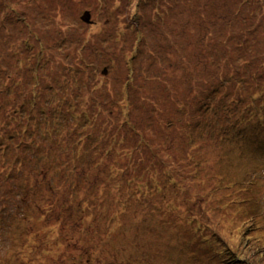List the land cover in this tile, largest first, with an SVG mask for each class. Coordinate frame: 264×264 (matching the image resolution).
Returning <instances> with one entry per match:
<instances>
[{"label": "rangeland", "instance_id": "rangeland-1", "mask_svg": "<svg viewBox=\"0 0 264 264\" xmlns=\"http://www.w3.org/2000/svg\"><path fill=\"white\" fill-rule=\"evenodd\" d=\"M192 1L195 10L175 17L165 0H0V168L10 173L0 196L12 199L0 203V264H264L252 247H264V221L237 220L254 200L264 205V0ZM86 11L92 23L82 20ZM126 12L137 13L143 34L131 33ZM219 12L230 28L222 39L216 31L200 40L198 31L175 52L200 64L211 48L236 44L245 78L214 100L200 80L191 92L160 74L174 52L162 33L187 14L202 22ZM205 104H217L221 117ZM68 140L79 170L61 163L69 161L62 149L43 148L57 141L65 149ZM95 157L100 163L86 167ZM95 190V206L71 204ZM108 203L105 216L92 213Z\"/></svg>", "mask_w": 264, "mask_h": 264}, {"label": "trees", "instance_id": "trees-1", "mask_svg": "<svg viewBox=\"0 0 264 264\" xmlns=\"http://www.w3.org/2000/svg\"><path fill=\"white\" fill-rule=\"evenodd\" d=\"M156 1H157L156 5L160 4L159 0H156ZM165 4L170 5L171 13L173 10L175 17H182L188 7H191L193 10H195V8L193 7V1L192 0H165V2H162V5H165ZM259 7L260 8L258 11H262V10L264 11V6L259 5ZM124 14H125V12H124ZM126 14H127V16H126L127 19L129 20V18H131L130 22L133 24V25L128 24V26H131L132 30H134L131 33L132 34L133 33L134 34H143V31L141 30V27L139 24L141 19H140V17H137V13H135L134 16H129V14L127 12H126ZM217 14L218 15H213L212 18L206 17L202 22H197V19L195 18L197 15H193V14L188 15L187 14L185 16V18H186L185 21H183V22L179 21V22H177V25L174 24V27L177 30H174L171 34L168 32L162 33L163 37H164V41L167 44L169 43V39L170 38L172 39L171 43H172V47H173L174 52H173V55L170 57V59L172 61L167 60L165 62V70L160 73L162 76L166 77L167 80L173 79V80H175V82L178 85L183 87L185 90H190L191 92L196 90V88H197V82L196 81L200 80L201 83H203L204 85L211 87V98L210 99L214 98V100H218L217 95L221 92H225L226 89H224V88H226L230 83L239 82V84H240L242 82L243 78H245L246 67L243 66V64L241 63V57H240L239 53L237 51H235V50H237L235 48L236 44L233 43L232 41H230V44H228L227 47H223L222 45H217L215 48H213V49L211 48L208 52V56L206 54H201V57L203 60L200 64H197V62H194L193 60H188L185 57L184 52L179 56H176L175 52H176V49L181 50V48L179 46H183L181 38H185V39H189V40L193 41L195 39L196 33L198 31H199V35L197 36V39H200V40L206 39L207 40V39L211 38L214 35V32H216V31H217V36L220 37L218 39H222V36L224 35V34H222L223 33V27H227L228 18L224 15H221L220 12ZM134 18H135V21H133ZM175 21H176V19H175ZM262 21H264V19ZM124 28H127V25ZM201 29H205L204 33L202 35H200ZM228 29H230V28H228ZM123 32L125 34H131V33L125 32V31H123ZM217 36H215V37H217ZM212 38H214V37H212ZM241 46L242 45H239V48H241ZM137 49L138 48H136V50ZM160 50L164 51L162 49H160ZM239 50H242V49H238V51ZM190 55H193V54H189V56ZM249 57L250 56L246 55L245 58H249ZM242 59H243V57H242ZM230 64H232V65H230ZM261 74H263V73L260 72L259 70L255 69L254 76H261ZM161 75H159V76H161ZM223 76L228 77V78L226 80H223V79H221V78H223ZM252 84H253V86L257 85L256 82H253ZM216 86H220L221 88L217 89ZM216 105L217 104H211V105L207 104V106H206V104H205L204 108L207 112L214 110L216 112L217 116L221 117V111L215 110ZM226 106H227V101H225L224 110L227 109ZM214 118H215V116H214ZM215 120H217V119L215 118ZM45 122L54 123L55 120L53 119V117H49L45 120ZM188 125L192 128V130H196V128L200 125V120L198 119L196 122H194V124H192L190 122ZM63 126L67 127L69 130H71V126H72L73 131H75V127H73V125L70 126V125H66L64 123L60 124L59 122H56V124L54 125V127L56 129H61ZM35 129H38V128H35ZM14 131L15 130H13V132ZM28 131H30V130H28ZM23 134L25 136H27L26 129H23L21 131V134L18 136L19 141H21L24 138ZM74 135H75V133H74ZM7 138H9L8 142L10 144L13 141L14 142L16 141V137L12 134H10V136L7 135ZM195 142H196V138L193 137L192 135L189 136V140L187 142V147H186L187 151L189 152L187 155L189 167L191 166V163L193 162L191 155H193L192 151L196 149L195 148ZM192 143H193V145H192ZM68 145L69 146H67L65 149H64V147L59 148L57 141H54L53 147H50L48 149V148H46V146H43V148H45V152L48 154H50L51 152H55V150L62 149L64 156H68L69 157L68 160L70 162L65 160V161H62L61 163H63L66 166H68L69 164H73V167L75 169L79 170V169H81V167H79V165H78L79 162H74V163L72 162L74 159H79V156L75 153L76 149L73 145H71L70 140H68ZM146 146L150 147L149 145H146ZM107 153H108V151L105 154H107ZM91 162L94 163L95 165H98L100 163V160H98V158L95 157V158L91 159L90 161H88V163H86V167L87 166L90 167ZM184 163H186V161H183V164ZM133 164H135V168H136V166L140 165L141 162L136 161L133 163H128L124 167H121V170L124 171L127 168H131L133 166ZM197 164L198 163H196V165ZM22 168L23 167L17 166V165L12 167V169L17 170L18 173H20L23 170ZM145 169L147 170L146 167H145ZM180 171L181 170H178V173ZM72 173L74 176H77V175H78L77 177L80 176V173L77 171H74ZM168 173H170V172L168 171ZM253 174L254 173H249L250 176H252ZM168 176L171 177V180L173 183H177L176 180H178V179L176 178V176H173L171 174H169ZM224 176H226V175H224ZM19 177L20 176H18L16 178H19ZM194 177L197 178L196 176H194ZM76 178H74L73 181ZM183 178H185L184 175H180L179 176V182L182 184V186L186 187L187 184L184 181L186 179H183ZM9 180H10V173H8V170L0 168V193H6V191H4V189H3V187H5V184H6V186L8 185ZM198 180L199 181H197V182H199V183L205 182L202 178H200ZM64 182H65V180H64ZM244 183L246 185H251V184L253 185L254 184L253 181H249L247 183L244 182ZM72 185H74V184H69L66 186H69V188L74 189L75 185L74 186H72ZM173 188H176V186H174ZM158 190H162V189H158ZM237 191L239 193H245L246 192L245 190H242V191L237 190ZM98 192H96V190H95V192L88 194L87 198L83 197V199L80 201L75 200L74 203H72V201H71V204L75 205L76 203L83 202L87 207H89L90 199H92L91 202L95 206L96 205L95 201L97 200ZM76 194H78V193H76ZM233 195H234V189H232V192L230 193V196H233ZM233 200H235V199H233ZM241 201H242V203L240 205H243L246 202H248V199H242ZM257 201L260 203L259 198L254 200V205H253L251 211L249 212V214L247 215V217H241V218L237 217V220L243 221L244 218H248V219H245V221L248 222L249 225L258 224L260 226L261 222L264 221V215L260 214L261 210L264 209V205H262L263 208H261V206H259V208H258L256 205ZM2 202L12 203V199H8V198H4V197L0 196V203H2ZM111 203H108L107 205H105L102 208H98L96 210H93L92 213H94L95 215H98V216H105L106 211L104 209L107 208ZM53 206L57 207L58 210H65V208H63V207H59L56 205H53ZM88 211H89V209H88ZM85 213L86 212L83 211L79 215H84ZM192 221H194V220H192ZM199 221H202V219H200ZM229 221H233V220L231 219ZM259 226L257 227V229H259ZM235 232L237 233L238 231L235 230ZM262 237L264 238V236H260V238H262ZM248 238H249V240H251L250 237H248ZM238 239H239V246L240 247H245L247 245L243 241L241 235L238 237ZM261 244H262V242H260L258 240L256 242V244L252 243V247L257 252L261 253L260 257H264V247L261 246ZM46 245H47L46 243L41 244L40 248L42 249V251L40 250L39 247H37L36 253L40 254L42 252L40 257H42L47 252L46 247H45ZM39 258L33 259V260H39Z\"/></svg>", "mask_w": 264, "mask_h": 264}, {"label": "water", "instance_id": "water-1", "mask_svg": "<svg viewBox=\"0 0 264 264\" xmlns=\"http://www.w3.org/2000/svg\"><path fill=\"white\" fill-rule=\"evenodd\" d=\"M82 19L87 23H92V14L90 11H86L85 14H83ZM107 70V69H106Z\"/></svg>", "mask_w": 264, "mask_h": 264}, {"label": "bare ground", "instance_id": "bare-ground-1", "mask_svg": "<svg viewBox=\"0 0 264 264\" xmlns=\"http://www.w3.org/2000/svg\"><path fill=\"white\" fill-rule=\"evenodd\" d=\"M217 89H220L221 87L220 86H216Z\"/></svg>", "mask_w": 264, "mask_h": 264}]
</instances>
